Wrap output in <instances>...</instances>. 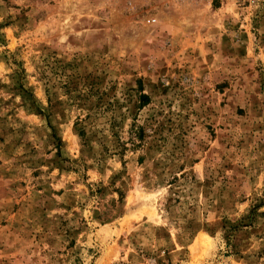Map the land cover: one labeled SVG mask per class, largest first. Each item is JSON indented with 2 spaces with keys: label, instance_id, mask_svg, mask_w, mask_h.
Here are the masks:
<instances>
[{
  "label": "rangeland",
  "instance_id": "1",
  "mask_svg": "<svg viewBox=\"0 0 264 264\" xmlns=\"http://www.w3.org/2000/svg\"><path fill=\"white\" fill-rule=\"evenodd\" d=\"M0 264H264V0H0Z\"/></svg>",
  "mask_w": 264,
  "mask_h": 264
},
{
  "label": "built area",
  "instance_id": "2",
  "mask_svg": "<svg viewBox=\"0 0 264 264\" xmlns=\"http://www.w3.org/2000/svg\"><path fill=\"white\" fill-rule=\"evenodd\" d=\"M147 23H154L155 22V18H148L146 20Z\"/></svg>",
  "mask_w": 264,
  "mask_h": 264
},
{
  "label": "trees",
  "instance_id": "3",
  "mask_svg": "<svg viewBox=\"0 0 264 264\" xmlns=\"http://www.w3.org/2000/svg\"><path fill=\"white\" fill-rule=\"evenodd\" d=\"M144 99H147V97H143Z\"/></svg>",
  "mask_w": 264,
  "mask_h": 264
}]
</instances>
